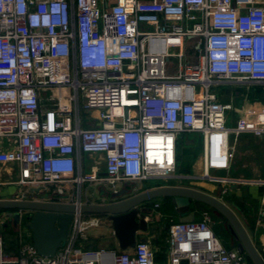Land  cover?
Segmentation results:
<instances>
[{"label": "built area", "instance_id": "1", "mask_svg": "<svg viewBox=\"0 0 264 264\" xmlns=\"http://www.w3.org/2000/svg\"><path fill=\"white\" fill-rule=\"evenodd\" d=\"M224 82L264 89V0H0V161L19 166L27 191L16 198L55 186L46 198L65 200L77 182L66 200L79 205L85 182L116 191L165 178L183 132L202 136L206 177L230 168L233 137L264 139V105L229 125L233 104L212 91ZM86 153L105 154L106 175L84 172ZM203 216L172 222L159 260L147 237L131 249L84 248L102 219L78 209L52 257L25 238L8 252L0 233V264H248Z\"/></svg>", "mask_w": 264, "mask_h": 264}, {"label": "water", "instance_id": "2", "mask_svg": "<svg viewBox=\"0 0 264 264\" xmlns=\"http://www.w3.org/2000/svg\"><path fill=\"white\" fill-rule=\"evenodd\" d=\"M100 175H106L101 172ZM98 196L102 200L91 199L78 203L65 200H50L42 196L36 198H1L0 209L5 210L14 223L25 215L27 226L32 232V241L38 253L52 257L67 239L74 213L79 209L83 213L101 216V225L112 229L117 239V247L128 249L135 247L138 240H146L139 232H146L152 220V207L149 201L157 197H169L180 216V221H192L193 201L210 205L228 219V228L236 240L237 248L246 254L253 264H264V256L254 243L246 226L228 202L221 197L184 185H161L139 192L131 187H121L114 191L101 184ZM102 196L108 197L103 199Z\"/></svg>", "mask_w": 264, "mask_h": 264}, {"label": "crops", "instance_id": "3", "mask_svg": "<svg viewBox=\"0 0 264 264\" xmlns=\"http://www.w3.org/2000/svg\"><path fill=\"white\" fill-rule=\"evenodd\" d=\"M250 104H252V106L256 108L257 106H259L255 103ZM248 106L249 104H245L241 107V114L245 112ZM233 122H235V120H233ZM232 141L235 146V155L232 159L230 168L219 169L214 173V175H212V177H206L205 173H196V177L200 179L196 183L193 182L194 184L192 185H186L177 181L178 177H180L181 175L179 176L178 173H175V171L172 175L167 176L165 178L143 180L139 183H137V181L130 182L136 183L135 185L133 184L131 187L135 189V192H139L145 189L161 185H184L221 197L224 201L228 202L229 205L233 207L243 224L246 226L254 243L256 244L260 252L263 253L264 256V218L262 219V216L260 215V210L264 207V184L258 181V179L264 178V139L262 137L256 136L252 132H243L240 133L238 137H233ZM84 160V172L86 174H92L93 172L101 174V172H105V168L102 167L105 162L104 153H86L84 155ZM19 175L20 170L16 162L0 161V199L16 198L19 197L22 192L27 191V188L25 186L17 182ZM87 185H92L94 187L96 197L90 198L87 195L86 198H84L83 200H102L101 198L97 197L99 192L98 188L101 184L99 182H93L88 183ZM81 188L83 192V186H81ZM225 188L226 190H224ZM66 189V194H68L70 197L77 198L80 185L77 182H72L70 184H66ZM49 191L50 189L46 192L42 191V194L44 196L42 197L46 198L47 192ZM166 199H169V197H157L149 201L148 205L152 207V212L150 213L152 220L150 221L149 229L146 232H139V236H146L147 238L153 239L154 235L158 231L156 225H160L161 221L165 222L168 219V214L164 213L161 209V206L164 204ZM157 203L158 206H156ZM198 204L199 203H197V201H193L191 204V210L193 213L192 221H200L204 219L203 212L199 210ZM175 214L178 221H180V216L176 210ZM209 215L210 225L213 228L212 216L210 213ZM170 222L172 223L173 221ZM2 226H9L15 230H20L21 232H23V235L26 231L25 235L28 236L29 241H32V232L26 224L25 215L22 216L20 222L15 224L13 218L9 217L6 211L3 210L0 213L1 229ZM22 226L24 228H22ZM98 233L100 234V232ZM90 235L92 234L88 233V237ZM100 238V235H95L94 240L98 241V246L95 245L93 249H97L99 247L109 248V246L112 244L111 241H101ZM20 242H22V240H20ZM156 246L158 245L156 244ZM4 247L6 250L15 251L11 249V244L8 245V241L6 240L5 236ZM232 248H235V246ZM159 257V260L163 259L160 254Z\"/></svg>", "mask_w": 264, "mask_h": 264}, {"label": "rangeland", "instance_id": "4", "mask_svg": "<svg viewBox=\"0 0 264 264\" xmlns=\"http://www.w3.org/2000/svg\"><path fill=\"white\" fill-rule=\"evenodd\" d=\"M191 44V41H190ZM192 45V44H191ZM190 50V49H189ZM177 60L176 58L171 59V67H169L170 71L173 72L175 69V64ZM232 84V85H231ZM212 91H215L222 100L232 103L234 109L230 111L231 117L228 121L229 125H234L233 120H236L241 115V107L245 104H250V103H255L256 105H259L257 107H262L264 105V89H258L256 88L255 84H250V83H233V82H224L223 84H218V85H213L212 86ZM51 93L55 94L57 93V89H54L51 91ZM81 115L83 119H86L89 116V112L82 110ZM180 145H181V151L182 148H188L190 149L189 154H181V159L178 160V165L176 169V174L180 177H178L177 181L182 184L186 185H192L194 184L193 182H197L199 179L196 177L197 174H203L205 172L204 170V153H203V138L199 133L196 132H190L186 133L183 132L181 134V139H180ZM86 160V158H85ZM84 160V161H85ZM201 163V164H200ZM189 165V166H187ZM103 168H106V163L102 165ZM219 170V169H211L210 173L211 175H214V173ZM199 176V175H198ZM155 179V178H152ZM151 180V179H149ZM202 180V179H201ZM136 182V181H135ZM140 181H137L139 183ZM88 182L83 184V199L86 198L88 195L90 198L96 197L94 187L92 185H87ZM131 185H135L136 183H130ZM170 222V219H167L165 222H160V225H156L158 228V231L153 237V244L154 245H165L164 242L167 239L168 236V224ZM22 228H24L22 226ZM100 232V234L98 233ZM88 233L92 234L88 237V239L83 241V247L84 248H94V246H98V241L94 240L95 235H100L101 236V241L105 240H110L111 245L109 248H116L117 247V239L111 229L107 228L104 225H99L92 227L89 229ZM26 234V231L24 232V235ZM23 232L20 230H15L14 236L21 240V239H26L29 241V238L27 235L24 236ZM7 237L11 236L9 233L6 235ZM95 243V244H94ZM10 243L8 242V245ZM92 244V245H91ZM94 244V245H93ZM165 246L163 250H159L157 254L159 253L162 258L166 257V254L164 252ZM8 252H14L7 250Z\"/></svg>", "mask_w": 264, "mask_h": 264}, {"label": "trees", "instance_id": "5", "mask_svg": "<svg viewBox=\"0 0 264 264\" xmlns=\"http://www.w3.org/2000/svg\"><path fill=\"white\" fill-rule=\"evenodd\" d=\"M232 85V84H231ZM256 88L258 89H263V87L261 85H258L256 84ZM181 145H179V153H178V159H181V154L185 153V154H189L190 153V149L189 147L187 148H182V151H181ZM189 166V165H187ZM55 186H51L49 189L51 192L53 189H54ZM47 192V194L49 193ZM55 199L58 198V196H55L54 197ZM197 203H199L198 207H199V210L201 212L203 211H209V213L211 214L212 216V220H213V228H214V231L221 237V239L223 240L224 244L226 247L228 248H232V247H236L237 246V243H238V240H236V238L234 237V235H232V233L230 232V229L228 228V219L223 215L221 214L220 212H218L216 209H214L213 207H211L210 205H207L203 202H199L197 201ZM161 209L163 210L164 213H167L168 214V219H170V221H173V222H177L178 219L176 218V214H175V208H174V205L171 201V198L169 199H166V201L164 202V204L161 206ZM3 210L0 209V213L2 212ZM25 221H26V224L28 222V220L26 219L25 217ZM168 224V227L169 225L171 224V222L167 223ZM0 233H2L4 236L8 235V233L11 235L9 237L5 236L6 240L11 244V249L12 250H15L14 252L16 251H19L21 245H22V242H20L19 239H17L14 234H15V229H13L12 227H9V226H2V229L0 228ZM165 244V242H164ZM161 249L164 248V245H160ZM262 253V252H261ZM263 255V253H262ZM157 258L160 259L159 257V253L157 254ZM247 258L249 259V257L247 256ZM248 264H253L252 261L249 259V262Z\"/></svg>", "mask_w": 264, "mask_h": 264}, {"label": "flooded vegetation", "instance_id": "6", "mask_svg": "<svg viewBox=\"0 0 264 264\" xmlns=\"http://www.w3.org/2000/svg\"><path fill=\"white\" fill-rule=\"evenodd\" d=\"M122 185H123L122 187H124V186L131 187V186H132V185L130 184V182L123 183ZM106 187L110 190V187H108V186H106ZM102 198L108 200V199H107L108 197L102 196ZM246 256H247V255H246ZM247 261L249 262V259H248V258H247Z\"/></svg>", "mask_w": 264, "mask_h": 264}]
</instances>
